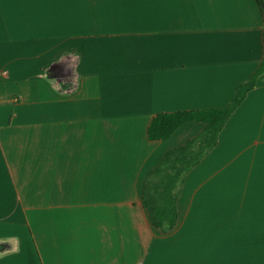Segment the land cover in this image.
<instances>
[{
  "label": "crops",
  "instance_id": "0c3cea01",
  "mask_svg": "<svg viewBox=\"0 0 264 264\" xmlns=\"http://www.w3.org/2000/svg\"><path fill=\"white\" fill-rule=\"evenodd\" d=\"M256 0H0V264H264V74L178 189L150 174L234 103L264 54Z\"/></svg>",
  "mask_w": 264,
  "mask_h": 264
},
{
  "label": "trees",
  "instance_id": "16d2710c",
  "mask_svg": "<svg viewBox=\"0 0 264 264\" xmlns=\"http://www.w3.org/2000/svg\"><path fill=\"white\" fill-rule=\"evenodd\" d=\"M256 2L264 21V0H256ZM262 74H264V54L258 69L249 82L238 88L236 99L230 106L200 111L161 113L151 120L148 127L150 141L167 140L186 123L205 124L204 130L196 138L167 153L145 184L144 207L152 224L163 233L171 232L178 224V189L182 180L217 146L222 129L247 94L255 87L257 78Z\"/></svg>",
  "mask_w": 264,
  "mask_h": 264
}]
</instances>
